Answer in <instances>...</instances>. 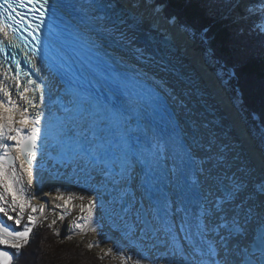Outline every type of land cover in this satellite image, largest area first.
Listing matches in <instances>:
<instances>
[{
  "label": "snow or ice",
  "instance_id": "snow-or-ice-1",
  "mask_svg": "<svg viewBox=\"0 0 264 264\" xmlns=\"http://www.w3.org/2000/svg\"><path fill=\"white\" fill-rule=\"evenodd\" d=\"M138 6L149 5L147 0H140L139 5L136 0H131L128 5L133 9ZM102 7L106 11L98 22L107 35L123 44L128 62L138 70L130 78L136 79L140 75L149 77L146 66L153 64L155 55L149 54L147 48L137 46L135 29L139 20L129 18L122 10L118 11L121 6L117 0H108ZM25 9L33 13L31 19L39 23L33 25L30 20L26 22ZM49 10V0H0V31L11 29L14 36L21 31L27 32V36L36 42L29 59L35 58L43 48V40L36 33L42 28ZM37 11L38 16L35 15ZM110 15L120 18L119 27L110 23ZM174 19L169 23H173ZM258 31L264 34V29ZM0 53L5 54L0 60V67L8 61L15 64L14 69L7 68L6 78L8 72L13 73L10 79L17 89L14 94L7 84L0 82V189H3L0 192V214L15 226L0 219V264H14L23 255L22 249L29 243L37 221L36 216L28 214L27 223L21 228L26 209L43 214L46 207L45 203L33 206L32 200L37 199L38 194L33 191L26 195L24 187L25 176H28L27 187L33 186L30 166L37 157V140L42 132L43 118V113L30 114L29 109L37 106L35 93H41V102L44 97L43 86L32 78L31 72L21 67L15 55L7 56L2 40ZM21 76L25 78L23 82ZM111 79L120 87L128 86V78L119 70L112 71ZM153 81L158 89H164L163 82ZM168 95L177 100L171 93ZM111 99L115 100V97ZM65 111H68L67 107ZM107 123L114 129L125 128V134L120 136L125 152L124 167L117 170L96 151L91 152L90 159L81 157L91 169L89 179L95 182L96 191L79 197L80 200L87 199L88 203L86 208L81 206V215L74 224V230L81 232L93 227V210L98 213L100 208L110 203V197L103 191L106 186L113 189L118 201L124 202L119 225L128 242L123 249L107 248L100 256L101 260L111 257L118 264H252V245L257 240L264 245V178L258 181L244 179L223 153L216 150L211 140L193 138L194 146H189L180 162L191 173L189 183L195 194L172 199L153 177V172L161 166L162 145L157 143L147 153L132 151L133 144L127 137L131 119L126 118L123 112L112 109L107 113ZM25 129H28L27 134ZM71 148L77 153L81 151L80 144ZM175 171L174 164L171 172ZM56 199L63 201L55 205L61 209L58 218L63 221V209L69 207L73 196L70 194L65 199L61 195ZM55 223L56 220H53L52 224ZM55 234L60 235L59 232ZM66 239L71 240L72 236L67 235ZM98 246L87 245L89 249Z\"/></svg>",
  "mask_w": 264,
  "mask_h": 264
},
{
  "label": "bare ground",
  "instance_id": "bare-ground-1",
  "mask_svg": "<svg viewBox=\"0 0 264 264\" xmlns=\"http://www.w3.org/2000/svg\"><path fill=\"white\" fill-rule=\"evenodd\" d=\"M106 2H108V0H95V3L88 2L85 3V9L87 11L90 10V16H94L92 18L97 23L98 29L102 31L103 34L101 35V38L104 40V42H106L105 44L107 47L111 49L112 52H115V56L116 53L119 54V62L121 63L120 66L123 68V70H127L128 74H130L128 75L130 78L138 70L134 69L132 64L128 62L129 57L126 56L127 50L121 42L107 35L103 29V26L98 22L99 17L106 11V9L102 7V5ZM117 2L121 6L118 11L122 10L128 15L129 18L134 17L139 20V26L135 29L137 46L147 48L149 54L155 55V61L153 64L146 66L149 69L150 79L149 77L142 75L137 76L136 79H130L133 82L138 83V87H141V85L145 86L146 79L156 87H158V85L153 81V79L164 83V93L161 92V94L168 98V104H170L172 110L175 111L174 116L179 119L180 124L185 129V133L182 132L183 140L185 135H192V132L194 133V136L192 135L191 139L196 138L200 141L211 140L214 143L216 150L223 153V155L228 159L229 164L237 171L239 176L246 180L251 179L254 181L264 178V162L262 164L259 161L260 159L256 156V151L254 148L252 149L250 147V144L243 137V127L239 124L241 122L240 115L236 112V110L231 108L227 96L225 99L228 101V107H226V102L224 103L225 99L221 97V94L224 95L225 93L224 90L221 92L215 91L209 76L207 77L206 75L208 73L203 68L202 61L200 60V54L196 52L197 47L188 42L187 38L178 32H181L180 26L172 27L167 23H161L162 19L159 17V10L157 9L149 10L148 7L145 6H138L135 9L130 8L128 5L130 4L131 0H117ZM136 2L138 5L140 4V0H136ZM59 8L63 9L62 6ZM245 14L247 16L249 15L248 13ZM245 14L241 13V17L239 18L244 17ZM110 23L119 27L120 18L118 16L110 15ZM151 34L156 37H163L167 34V36H169V34H172L179 52H174L171 50V48L166 46L164 47L163 45H160V43H155L153 41L146 43V39H149L148 36ZM183 57L185 58L184 61ZM31 68L33 72L41 78L43 85L48 86V90H51L52 96L56 97L60 92V88L55 80L51 77L52 75H50L35 61L34 63H31ZM88 72H90V70H88ZM10 77L11 75L7 73L6 78V69L4 67H0V82L7 84V86L15 94L17 91L15 88V82L12 81ZM21 82H23L22 79ZM169 93L177 97V100H172L168 95ZM35 95L38 98L36 101L37 106L36 108L29 109L30 114L36 112L41 113L43 110L39 100V94L35 93ZM59 97L60 96H57L54 99L58 100ZM140 97H144L143 93L140 94ZM15 98L16 97L14 95V99ZM208 108L212 110V114L208 113ZM224 111L227 115H229V120L223 118L225 115ZM233 114L236 116L235 118ZM17 118H19L18 115ZM220 123L222 126H219ZM231 125L233 128H231ZM192 126L194 129H192ZM189 145L191 144L189 143ZM52 150H55V148L51 149V151ZM59 154L60 153L58 149H56L54 152L48 153V156L50 159L53 157L56 158L55 160H57ZM43 158L44 157H40L39 161ZM66 161L68 162L69 160L67 159ZM74 164L78 163L74 162ZM173 165L174 163L169 160L170 170L173 168ZM116 168L117 170H120L122 169V165L117 164ZM68 169L74 170V167H68ZM75 169L76 171L74 174L84 171V169L80 168L79 166H76ZM32 170L36 174L34 189L38 194V198L36 199L37 203L46 204L44 216H46L47 212L50 213V209L56 201L55 197L53 198L51 194L47 193L48 187L53 188L59 192V194H75L77 191L80 193L90 194L86 191L84 192L75 185L54 179L48 172L38 169ZM171 174L174 175L172 172ZM77 176L81 177V175ZM92 185H95V182H93ZM59 201L61 202V200ZM104 226L105 234L113 238V241L110 240L111 238H109L111 244L114 243L115 246L117 245L120 248H124V245L127 241L125 240L126 242H124L115 237V232L109 224H105ZM81 235L84 234L81 233ZM106 247L110 248L108 246Z\"/></svg>",
  "mask_w": 264,
  "mask_h": 264
},
{
  "label": "trees",
  "instance_id": "trees-1",
  "mask_svg": "<svg viewBox=\"0 0 264 264\" xmlns=\"http://www.w3.org/2000/svg\"><path fill=\"white\" fill-rule=\"evenodd\" d=\"M166 1L170 6L165 10V16L170 20L178 18L180 28L185 29L193 40L200 42L205 59L216 64L219 80L264 151V59L241 57L240 48L245 46V42H251L244 35L232 33L221 20L211 17L208 12L212 6L202 7L197 1L187 4L185 0H163L164 3ZM41 241L38 249L35 250L36 247L32 248L30 245L29 250L22 251L23 264H51L52 260L64 256L60 255L61 248L70 257L71 254L79 256L82 264H102L99 260L85 257V251L74 246H63L55 232L49 228L42 232Z\"/></svg>",
  "mask_w": 264,
  "mask_h": 264
},
{
  "label": "rangeland",
  "instance_id": "rangeland-1",
  "mask_svg": "<svg viewBox=\"0 0 264 264\" xmlns=\"http://www.w3.org/2000/svg\"><path fill=\"white\" fill-rule=\"evenodd\" d=\"M154 3H157V2H150V1L147 0V5H149L148 9L149 10L150 9L159 10V17L163 20L164 19V15H163L162 7L160 5H157V4H154ZM155 5H157V7H154ZM176 26H179V24L175 25V27ZM185 36L188 37L187 35H185ZM193 43H194V46L198 45V43L196 41L193 42ZM196 50H197V48H196ZM198 52H200V51H198ZM209 64L210 65H207L206 68L209 69L210 71L211 70L213 71V69L215 68L214 65L212 63H209ZM17 127H19V125H17ZM27 132H28V129H25V134H27ZM17 167H18V165H17ZM31 171H32V179H33L32 188H28L27 187L28 176L24 177V187H25V194L26 195H28L31 192L35 191L34 183L36 181V179H35L36 178V174H35V172L32 169H31ZM37 180H39V179H37ZM2 191H3V189H0V192H2ZM47 193L51 194V196L53 198L55 197V199L58 197V195L59 196L63 195L65 197V199L68 197V195H70V194H67V193L66 194H59V192H57L56 190H54L51 187L47 188ZM71 195L73 196L71 204L69 205L68 208L63 209V214L65 216V219L63 221L59 220V218H58V216H59V214L61 212V209L55 207L56 204H62L61 202H63V201L60 202L58 199H56V201L54 202L53 206L51 207L50 213L49 212L46 213V216H44V213L43 214H41L39 212L31 213L30 208L26 209L24 220H22V222H21V228L23 227L24 224L27 223V215L28 214L36 216L37 217V221H36V224L33 226V232L30 235L29 243L22 249V251L29 250L30 245H31L32 248H33V246H35L36 247L35 250L38 249L39 247H41V244H42V241H41L42 232L49 228L50 231H53L55 233L56 232L60 233V235L57 236V237L59 238V241H60V243L63 246H65V247H68V246L69 247H73L74 246V248H77L78 250L85 251L86 252L85 253L86 254L85 257H89L91 260H93V259L94 260H99L102 264H118V261L115 260V259H112L111 257H105L103 260L100 259V256L103 254V252L107 250L106 246L114 247L116 249H123L122 247L120 248L117 245L115 246L114 243L111 244L110 240L113 241V238L109 237V236H107L105 234V232H104L105 226L104 225L105 224L108 225V223H107V221L105 220V217L102 214L101 208L99 209L98 213H97L96 209L93 210L94 211V225H93V227L86 228L85 231H83V232H81L79 229H75L74 230V224H75V222H77V217H79L81 215V212H80L81 206H84L86 208L87 203H88L87 199L80 200L79 197L81 195L88 196L89 194L80 193V192L77 191L75 194H71ZM10 199L11 198L9 197V200ZM32 205L33 206L39 205L37 203L36 199L32 200ZM10 214L15 215V213H10ZM100 215H101V217H100ZM0 219L6 221L8 224L10 223L9 224L10 226H14L13 222L12 221H7L6 217L3 216V214H0ZM53 220H56L55 224H52ZM49 225H51V227H49ZM114 232L113 233L115 234V237H117L120 240L126 242L125 239H123V237L119 233H117L116 231H114ZM81 233H83L84 235H81ZM67 235H71L72 239L71 240L66 239ZM109 238H111V239L109 240ZM97 243L99 244L98 247H93L91 249H89L87 247L88 244H97ZM60 250H62L60 252V255H64V256H61V257H59L57 259L52 260L51 264H59V263L60 264H82V261H81L79 256L77 257V255H72L71 254V257H70L69 253H66V250L64 248H61ZM73 253H75V252L73 251ZM22 261L23 260L20 257L18 260H16L14 262V264H23Z\"/></svg>",
  "mask_w": 264,
  "mask_h": 264
},
{
  "label": "water",
  "instance_id": "water-1",
  "mask_svg": "<svg viewBox=\"0 0 264 264\" xmlns=\"http://www.w3.org/2000/svg\"><path fill=\"white\" fill-rule=\"evenodd\" d=\"M64 2L66 3V5L69 6L71 11L76 12L79 15V17L82 21H84L86 23L88 22L90 24V26L94 29L93 30L94 32L96 31V28H97V31H99V33H100V30L98 29L97 25L95 23H92V21L89 18H87V16L84 14L85 12L83 11V10H85V7H84L85 3H88V2H91V3L94 2L95 3V0H64ZM91 27H89V28L92 29ZM159 38H160V40H163V42H161L160 45H163L164 47L165 46L170 47V48L175 47L174 43L171 40L163 39L162 37H159ZM149 41H153L155 43L158 42V40H156L154 37L146 39V43H148ZM207 75L209 76V74H207ZM209 78L212 82V86L215 89V91L221 92L223 89L219 86V84H217L216 81L211 76H209ZM161 91L164 92L163 90H161ZM221 95H222L221 97L223 99H225L226 94L224 93V95L223 94H221ZM224 103L228 107L227 99H225ZM208 113H210V114L213 113L210 108H208ZM233 116H234V114H233ZM235 117L236 116H234V118ZM223 118L226 120H229V115L225 114L223 116ZM66 125L69 126L67 123H66ZM219 126H222V124L220 123ZM37 127H39V126H37ZM231 128H233L232 125H231ZM192 129H194L193 126H192ZM242 130H243L242 131L243 137L250 144V147L252 149L254 148V150L256 151V156L260 159L259 161L263 164L264 160H263L262 151L257 147L255 141L252 140V138H250V135L247 133L246 129L244 128ZM62 133L63 134L68 133V130L63 129ZM192 135L194 136L193 132H192ZM192 135H188V136L185 135L184 136L185 139L187 140V142H189L191 145H193V139H191ZM41 140H39V139L37 140V157H36V160H34L32 162V165L30 166L31 168L42 170L44 172H48L54 179L65 181L66 183L75 185L78 188L88 189L87 190L88 192L94 193L96 191L95 189H92L88 183L85 184V186L83 185V187L80 186L81 181L76 180L75 174L71 175V172H73V171L71 169H68V167L71 164H73V162L75 161L74 158H72V156L70 157L66 153L64 155L63 153L59 152L60 154H59V157H57L58 158L57 160H55L56 158H53V157H51V159H50L48 156V153L54 152L56 149L52 150V151H51V149L56 148V147L54 145H52L50 142L43 141L42 137H41ZM62 140L65 142L67 139L63 138ZM71 147H70V149H72ZM40 157H44V158L39 161ZM67 159L69 160L68 162L66 161ZM77 166H79V165L77 164ZM74 171H76L75 168H74ZM65 173H67V174H65ZM89 173L90 172L88 169L84 170V176H87V180H84V182L90 181V179L88 178ZM187 179H188V177H187ZM187 183H189V179H188ZM103 191L105 192V194H107L110 197L111 202L109 204H106L105 208H101V211H102L106 221L110 225V227L114 231L119 233L123 237V239H125L128 242V238L124 236L122 228L119 225V216L123 214L122 213V204L124 202L118 201V199L116 198L115 193H114L112 188L106 186L105 189H103ZM191 194L194 195L195 192L192 191ZM133 243H135V242L133 241ZM252 254H253L252 264H264V245H261L259 240H257L256 243H254L252 245Z\"/></svg>",
  "mask_w": 264,
  "mask_h": 264
}]
</instances>
